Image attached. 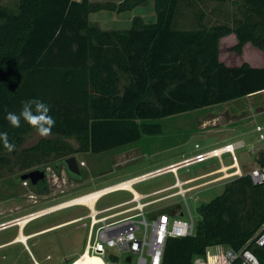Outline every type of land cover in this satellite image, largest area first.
I'll return each mask as SVG.
<instances>
[{"label": "trees", "instance_id": "obj_1", "mask_svg": "<svg viewBox=\"0 0 264 264\" xmlns=\"http://www.w3.org/2000/svg\"><path fill=\"white\" fill-rule=\"evenodd\" d=\"M1 1L0 133L17 146L35 128L22 118L13 127L6 115L37 99L50 107L51 133L58 134L23 150L30 159L25 168L38 165L37 156L108 151L160 133L152 120L264 90V67L219 59V42L231 34L236 51L246 42L264 51V0H237L241 17L233 25H207L205 12L194 9L195 2L229 0H153L155 21L133 16L128 29H102L90 14H120L147 0H18L15 7ZM184 8L190 25L182 23ZM59 137H75L78 147ZM7 152L0 142V154ZM257 163L264 167V153ZM197 214L194 235L166 239L162 264H191L217 244L245 247L264 264V246L254 243L264 224V183L254 184L248 173L237 176Z\"/></svg>", "mask_w": 264, "mask_h": 264}, {"label": "rangeland", "instance_id": "obj_2", "mask_svg": "<svg viewBox=\"0 0 264 264\" xmlns=\"http://www.w3.org/2000/svg\"><path fill=\"white\" fill-rule=\"evenodd\" d=\"M17 1L2 0L1 3L15 7ZM90 1L118 3L121 0ZM238 5L237 0H229L221 4L216 1H206L195 2L194 9H201L205 12L207 25L214 23L233 25L234 21L241 17ZM183 12L185 16L182 23L190 25L191 18L188 16V9L184 8ZM133 16H141L145 23L154 22L153 0H147L133 10L120 14L110 11L92 13L90 20L97 22L102 29H128L131 26ZM192 20L194 19L192 18ZM236 43L237 40L233 34L220 40L219 59L222 63L229 66L248 63L255 67H264L263 50L250 42H246L240 51H236L234 49ZM256 113L258 115H255ZM251 115H253L252 119H248ZM150 122L159 123L161 132L151 136L143 135L135 142L101 153L78 152L64 158L56 154L37 156L40 163L25 168L24 165L30 159L23 150L31 147L42 138L36 129L31 130L15 146L13 151L0 154V158L3 157L6 160L5 163H0V224L12 222L25 215L45 210L76 197L140 176L158 167L178 161L185 156L202 151L205 147L217 146L216 142L223 144L221 139L228 138L229 140L225 141H235L242 138L244 146L238 148L237 153L245 157L250 156L247 154L250 150L249 142L255 141L256 145L264 148V90L221 104ZM260 134L263 137H260ZM57 137L58 134L50 133L45 138ZM59 138L73 148L78 147L75 137ZM236 143H241V141ZM71 156H74L78 163L80 172L78 178L71 177L62 163L64 159ZM80 162L83 165H80ZM215 162L217 159L211 158L202 163L180 167L177 170V177L183 180L199 175L208 170ZM58 163L61 165L59 170H56L53 165ZM252 167H259V165L255 164ZM35 169H44L46 173L47 187L40 191L36 190L29 180L20 179L22 174ZM233 179L232 177L226 179L228 181H224V184L216 183V185L198 190L193 193L192 198L189 197L192 193L185 195L192 213L198 216L197 207L201 203L208 202L220 195L225 186ZM174 180V174L169 171L138 182L133 185V189L147 193L168 186L174 183ZM25 182H27L26 185ZM166 193H159L155 196L160 198ZM131 198L132 195L127 191H113L101 196L94 207L95 210H102ZM177 201L184 208L182 198L174 197L160 201L146 208V210L151 208L169 210L171 205L168 206V204ZM132 205L134 203L108 210L99 214L98 217L119 212ZM89 213L90 209L87 206L76 205L30 221L23 228L24 235H33L27 240V247L21 243L8 244L18 236V226L0 229V243H7L0 247V264H67L74 258H78L85 247L87 227L84 226V223H87L88 219L74 222L65 227L59 226ZM134 213L129 212L116 216L111 221ZM52 228L55 229L49 230ZM46 230L49 231L45 232ZM220 249H225V246H213L212 251L215 253Z\"/></svg>", "mask_w": 264, "mask_h": 264}, {"label": "built area", "instance_id": "obj_3", "mask_svg": "<svg viewBox=\"0 0 264 264\" xmlns=\"http://www.w3.org/2000/svg\"><path fill=\"white\" fill-rule=\"evenodd\" d=\"M260 137L263 135L260 134ZM236 144L225 145L226 150L222 152H217V148H213L197 153L180 161L177 169L220 157L222 153H232ZM233 146L235 147L233 148ZM80 165L83 163L80 162ZM169 171V166H165L143 173L138 178V182ZM248 175L254 184L264 183V167L262 166L251 169ZM26 184L27 182H25ZM176 194L177 192L153 200L142 201L149 195L139 197L132 193L130 200L102 210H95L94 213L90 210L88 215L70 220L78 222L88 219V222L84 223V226L87 227L85 247L79 257H83L85 253L96 255L104 264H162L165 242L168 237L192 236L196 231L198 216H195L190 210L184 193H181L184 208L181 204H175L169 210L158 208L146 210L148 206L159 200ZM131 203L134 205L119 212L98 217L103 212ZM129 212L135 213L111 221L112 218ZM254 243L257 246H264V224L254 236ZM218 245L208 246L203 255L193 257L191 264H234L235 260H239V264H257V262L260 264L255 254L245 247L239 251H233L225 246V249L214 253L212 248ZM32 259L36 263L33 256Z\"/></svg>", "mask_w": 264, "mask_h": 264}, {"label": "crops", "instance_id": "obj_4", "mask_svg": "<svg viewBox=\"0 0 264 264\" xmlns=\"http://www.w3.org/2000/svg\"><path fill=\"white\" fill-rule=\"evenodd\" d=\"M90 17H91V14H90ZM255 115H258V114L256 113ZM252 117H253V115H251L248 119H252ZM236 122H238V121H236ZM227 139L228 138L221 139V141H223V144H219V142H216L215 144H218L217 146L210 147V148H206L204 146L205 149H203L202 151H198V152H196V153H194V154H192L190 156H185V157H183L182 159H180L178 161H174V162H171V163L165 165V166H169V167H170V165L171 166L178 165L180 161H182V160H184L186 158H189V157H191V156H193V155H195L197 153L204 152V151H207V150H210V149H213V148H217V150H219V149L224 148L225 145H227L229 143H236L238 141H241V143H237L238 146L235 147V149H234V151L232 153H228V152L227 153H222V155L220 157H217L216 158L217 162H215L205 172H203V173H201L199 175H195V176L188 177V178H185L183 180H180L177 177V170L180 169V168H178L175 172H172L174 174V177H175L174 183H172V184H170L168 186H165L163 188H159L157 190L147 192V193H142V192H139V191L135 190L137 192V195L139 197L149 195L147 198L142 200V201H147V200H153V199L157 198L155 195H157L159 193L167 192L165 195L163 194V196H166V195H169V194L177 192L176 195L167 197V198L162 199V200H159L158 202L164 201V200H167V199H170V198H174V197H181V193H184V195L192 193V194L189 195V197L192 198V196L194 195L193 193H195L198 190L204 189V188L212 186V185H216V183L217 184H224V181H228L226 179H230L232 177L235 178L237 176H241L244 173H248L251 169L256 168V167H252V166L255 165V164L256 165L258 164L257 163L258 158H259L261 153H264V148L259 146V145H256L255 141L254 142L253 141L249 142L250 150H249V152L247 154L250 155V156L245 157V156L238 155V153H237V149L240 148L241 146H244V141L242 140V138H239V139H237L235 141H225ZM259 139H261V138H259ZM257 142H258V140H257ZM165 166H161V167H158V168H162V167H165ZM158 168H156V169H158ZM237 171H238V173H237ZM127 192H129L132 195V192H130V191H127ZM150 194H152V195H150ZM161 197H162V195H161ZM158 202H156V203H158ZM120 203H122V202H120ZM156 203H154V204H156ZM117 204H119V203H117ZM154 204L148 206L147 208L153 206ZM175 204H179V202L177 201V202L169 203L168 206H170V205L173 206ZM114 205H116V204H114ZM114 205H112V206H114ZM151 209H153V208H151ZM151 209H148V210H151ZM11 242L8 243V244H13ZM5 244H7V243H5ZM5 244L4 243H0V247H2ZM24 246L27 247V245H24Z\"/></svg>", "mask_w": 264, "mask_h": 264}, {"label": "bare ground", "instance_id": "obj_5", "mask_svg": "<svg viewBox=\"0 0 264 264\" xmlns=\"http://www.w3.org/2000/svg\"><path fill=\"white\" fill-rule=\"evenodd\" d=\"M236 146H238V144H236ZM234 147L235 146H233V148ZM229 149H230V147H229ZM225 150L226 149L224 147L222 149L217 150V152H222V151H225ZM177 166L178 165L170 166L169 170L170 171H176L177 170ZM237 173H238V171H237ZM139 177H141V175L137 176V177H134L132 179H128V180L113 184L111 186H108V187L93 191L91 193L76 197V198H74L72 200H69V201H67L65 203H62V204L47 208L45 210L25 215V216L20 217V218L14 220L12 222H9V223L3 224V225L0 224V229L1 230L3 228L6 229V227H9V226L13 227L14 225L18 226V228H19L18 236L12 241V243H21L23 245H27V240L30 237H32L33 235L32 236L24 235L23 228H25V225H27L30 221H32V220H34L36 218L42 217L44 215H47V214H50V213L52 214L53 212H56V211H59V210L61 211L62 209H65V208L67 209L69 207H73V206H76V205L87 206L92 211V213H94V211H95V207L94 206H95L96 202L98 201V199L101 196H103L104 194L109 193V192H113V191H118V190H120V191L121 190L130 191L133 194H135L136 196H138L137 192L133 189V184L139 181L138 180ZM74 222L75 221H70V222H67L66 224L64 223L65 225L63 224L62 226H59V227H65L67 225L73 224ZM59 227H55V228H59ZM55 228H52V229H49V230H53ZM49 230H46L45 232H48ZM72 264H104V262L96 255H90V254H86L85 253L83 257H81V258L78 257Z\"/></svg>", "mask_w": 264, "mask_h": 264}, {"label": "clouds", "instance_id": "obj_6", "mask_svg": "<svg viewBox=\"0 0 264 264\" xmlns=\"http://www.w3.org/2000/svg\"><path fill=\"white\" fill-rule=\"evenodd\" d=\"M50 107L37 99L22 102V110L19 114L9 112L6 119L13 127H20L21 118L35 128L41 137H47L51 133L55 120L49 115ZM0 142L9 152L15 149V145L8 140L7 133H0ZM258 264V262H257Z\"/></svg>", "mask_w": 264, "mask_h": 264}, {"label": "water", "instance_id": "obj_7", "mask_svg": "<svg viewBox=\"0 0 264 264\" xmlns=\"http://www.w3.org/2000/svg\"><path fill=\"white\" fill-rule=\"evenodd\" d=\"M64 164L66 167V170L75 176L79 175V167L78 163L76 161V158L74 156L68 157L64 160ZM45 176V170L44 169H35L32 171H29L25 174H22L20 176L21 180H29L32 185H36L39 181H42Z\"/></svg>", "mask_w": 264, "mask_h": 264}, {"label": "flooded vegetation", "instance_id": "obj_8", "mask_svg": "<svg viewBox=\"0 0 264 264\" xmlns=\"http://www.w3.org/2000/svg\"><path fill=\"white\" fill-rule=\"evenodd\" d=\"M30 182V181H29ZM31 184V183H30ZM32 185V184H31ZM36 190L38 189V187L43 186L44 188L47 187V181H46V173L44 176V179L42 181H39L36 185H32Z\"/></svg>", "mask_w": 264, "mask_h": 264}]
</instances>
